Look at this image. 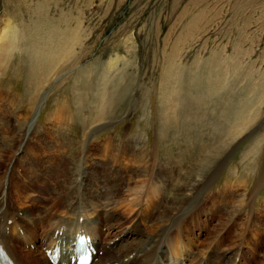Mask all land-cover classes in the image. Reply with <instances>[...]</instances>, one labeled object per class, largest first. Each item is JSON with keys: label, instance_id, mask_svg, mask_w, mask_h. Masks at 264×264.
<instances>
[{"label": "rangeland", "instance_id": "rangeland-1", "mask_svg": "<svg viewBox=\"0 0 264 264\" xmlns=\"http://www.w3.org/2000/svg\"><path fill=\"white\" fill-rule=\"evenodd\" d=\"M0 30L3 225L25 217L40 244L30 217L49 228L119 213L130 253L176 199L196 205L172 235L187 264H264V0H0ZM32 53L60 69L41 81Z\"/></svg>", "mask_w": 264, "mask_h": 264}, {"label": "bare ground", "instance_id": "bare-ground-1", "mask_svg": "<svg viewBox=\"0 0 264 264\" xmlns=\"http://www.w3.org/2000/svg\"><path fill=\"white\" fill-rule=\"evenodd\" d=\"M5 28H8V26H6ZM3 31L4 30H0V36H1V34H3L2 33ZM40 43L46 50H50V51H52V54H54V53H60L62 51V47L64 45V39H63V37H61V39H58L55 42H49L48 43L46 36L42 35L40 37ZM53 45H55V46H53ZM12 46H14V45H12ZM48 56L49 55H47V54L42 55L43 61H42V66H40V67H35L33 65L40 62L41 57L37 54H34V53L30 54V56H29V59H30L32 66H33V67L31 66L32 67V74L34 77L41 76L42 77L41 81H42L43 77L50 75L51 73L55 72L56 70L58 71V69H60V67H55V65L53 68L49 66V64L47 63V62H49V60L47 58ZM116 63H117V60L109 61L108 70L109 71L112 70L116 66ZM30 74H31V72H30ZM217 75H216V78H218ZM39 86H41V83L34 86V87L33 86L30 87L29 90H31V91L36 90L39 88ZM213 90H214V88L211 91H213ZM191 96H193V98L200 97V95H198V94L190 95V97ZM165 98H167L166 95H165ZM33 102L34 101L32 100V103ZM194 104H201V101H196V102H194ZM243 113H244L243 114V116H244L246 111H243ZM240 121H241V123H243L242 118L240 119ZM129 140L130 139L128 137L127 142ZM133 140H135V141L138 140V142L139 141L143 142V139L141 136H137V137L133 136ZM132 149L133 148L131 146L128 147L127 152L129 154H131ZM148 152H149V156L147 157V159L150 162H153L154 164H156L158 161L157 155L153 151H148ZM120 154H121V152H120ZM108 155H112V153L110 152ZM197 169H198V174H201V175L205 174V171L208 169V162L205 159V157L202 160L200 159L197 162ZM193 171H194V169H192V172ZM116 191H113V192L116 193ZM202 191H203V188L200 189V191L198 189H196V195L203 194ZM190 194H191V192H190ZM165 195H167V193H165ZM5 196L6 195H5V188H4L3 194L0 195V200L2 202L7 197V196L6 197ZM167 196H169V195H167ZM169 197H168V199H171V197L170 198ZM196 197L197 196H194L193 198L188 199L187 204H189V203L192 204L194 202L193 200H195ZM5 202H8V201L6 200ZM179 204L180 203L176 199H174L173 202L170 203V205L173 206V208L170 210L172 217H168V216L159 217V219L157 221L156 228H155V232L151 235L144 237L140 241V243L137 245L138 247H137L136 251L134 250L135 252H137L135 254L136 257L134 255H132L134 251H130V253L128 252L130 247L132 245H134V242H133L134 241V238H133L134 233L130 229L125 234L121 233L128 228L126 226L128 224V222L124 223V221H126L127 219L123 218L122 216H119V213H113V215H109V214L104 215V212L101 213L100 210H97V212H96L97 215L94 218V220L90 221V224L87 222H84V221H77L76 215L78 216V214H76V215L74 214V216L76 218L74 216L73 217L70 216V218L75 220V221H73V222L71 221L70 224L67 222H64V226H62V225H60L63 222L62 221V222H59L55 225L53 224L52 227L47 228L48 227L47 221L49 218H47L45 220V223H43V221H38L36 223L34 221L35 220L34 217H30V219H29L30 224L29 225L31 227H33L35 224H36L35 226H37V228L42 227L43 237L41 238V240H40L41 243L39 244L38 243L39 242V236H37L26 225V220L28 221V219H26L25 217H23L17 221H16V219H13L14 217L8 218L6 220V225H3V223H2L3 219L7 215H9L10 212L6 213L5 210H3L4 207H1L2 209L0 210V243L2 244V246L5 248V250L9 254V256L12 258V260L16 264H40L38 261V256L33 251L34 250L35 251H42V249L44 250L45 246H47L46 248H53V249L57 246L60 249V252L58 254V257H59V260H58L59 263L58 264H73V251H74V247H75L74 242L76 240L77 233L81 232L83 230V231H85L91 235L92 240H93V244L96 246V248L98 250V254L101 251L106 253L105 256L103 253L104 257L101 255V257H103V258H100V259L99 258L96 259V257L98 256L97 255L92 262L93 264H134L135 261L138 263L139 260H140V264H166V263L167 264H187V262L189 261V258H191V255H189V252L187 253V251L185 250L187 248L185 247V249H184L183 246H182V248H183V250H185L186 253H184V251H182V248L180 249V248L175 247V250H174V240L172 238V235L175 233V224H177L179 219L187 218V216H189L192 212L191 211L192 209H190V208L195 209L196 205L193 204V207L186 206V209H185V207H182V209H181V208H178ZM29 212L30 211H28V210L25 211L26 214H29ZM11 213H13V212L11 211ZM152 214L154 215V211ZM84 217H85V215H84ZM173 218H175V219H173ZM85 219H86V217H85ZM171 219H173V220H171ZM10 220H11V222L13 220V223H15V224L12 225V228H7V225H9ZM80 220H83V219H80ZM52 222H54V221H52ZM138 222H140V224H143L142 219ZM65 223H67V224L65 225ZM43 224H44V226H43ZM163 224H166V225L163 226ZM103 225H106L109 227V228H107V234L105 236L103 235V233H102L103 229L101 228V226H103ZM21 228L24 230V235L21 234ZM53 228H55V229L52 230ZM118 229L120 232H118ZM8 230H10L9 233H8ZM180 236H182V235H180ZM13 238L18 239L17 241L20 240V242L22 243V246L19 245L16 240H14V242H13L12 241ZM166 238L168 239V242H169L168 246L163 245V243L165 242L164 239H166ZM175 246H177V245L175 244ZM185 246H186V244H185ZM121 248H123L125 250V252L119 254V249H121ZM18 249H23V251L19 252ZM27 249H29V250H27ZM30 249H32V250H30ZM169 251H171V252L169 253ZM174 251H175V253L177 252V254H178L177 257H174L173 255L171 256V254H174ZM42 252H44L47 260H49V261L46 260V264H56L46 255L45 250ZM116 252L118 253V256H120L121 254H124V255L126 254V258L121 259L119 257H116ZM20 253H21V256H23V257L19 256ZM121 256H123V255H121ZM3 264H7V262H4ZM189 264H190V262H189Z\"/></svg>", "mask_w": 264, "mask_h": 264}, {"label": "snow or ice", "instance_id": "snow-or-ice-1", "mask_svg": "<svg viewBox=\"0 0 264 264\" xmlns=\"http://www.w3.org/2000/svg\"><path fill=\"white\" fill-rule=\"evenodd\" d=\"M85 259H87V257H85Z\"/></svg>", "mask_w": 264, "mask_h": 264}]
</instances>
